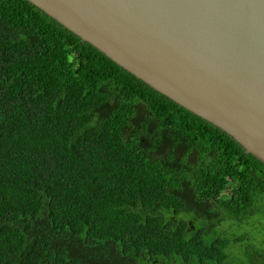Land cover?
<instances>
[{
	"label": "trees",
	"instance_id": "obj_1",
	"mask_svg": "<svg viewBox=\"0 0 264 264\" xmlns=\"http://www.w3.org/2000/svg\"><path fill=\"white\" fill-rule=\"evenodd\" d=\"M261 211L264 163L230 135L0 0V264H264L227 226Z\"/></svg>",
	"mask_w": 264,
	"mask_h": 264
},
{
	"label": "water",
	"instance_id": "obj_2",
	"mask_svg": "<svg viewBox=\"0 0 264 264\" xmlns=\"http://www.w3.org/2000/svg\"><path fill=\"white\" fill-rule=\"evenodd\" d=\"M264 163V0H28Z\"/></svg>",
	"mask_w": 264,
	"mask_h": 264
},
{
	"label": "rangeland",
	"instance_id": "obj_3",
	"mask_svg": "<svg viewBox=\"0 0 264 264\" xmlns=\"http://www.w3.org/2000/svg\"><path fill=\"white\" fill-rule=\"evenodd\" d=\"M227 226L230 229L232 235H243L245 234V240L238 246H235V252L242 257V259H249V252L246 251L249 245L256 247L258 244L264 245V212H257V215L253 216L250 221L244 223H237V220L229 219ZM252 251V249H251Z\"/></svg>",
	"mask_w": 264,
	"mask_h": 264
}]
</instances>
